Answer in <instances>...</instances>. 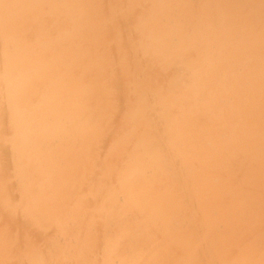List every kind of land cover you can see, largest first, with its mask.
<instances>
[{"label":"bare ground","instance_id":"1","mask_svg":"<svg viewBox=\"0 0 264 264\" xmlns=\"http://www.w3.org/2000/svg\"><path fill=\"white\" fill-rule=\"evenodd\" d=\"M0 264H264V0H0Z\"/></svg>","mask_w":264,"mask_h":264}]
</instances>
